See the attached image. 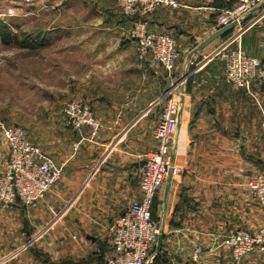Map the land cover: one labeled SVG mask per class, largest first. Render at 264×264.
I'll list each match as a JSON object with an SVG mask.
<instances>
[{
	"label": "crops",
	"instance_id": "crops-1",
	"mask_svg": "<svg viewBox=\"0 0 264 264\" xmlns=\"http://www.w3.org/2000/svg\"><path fill=\"white\" fill-rule=\"evenodd\" d=\"M236 1L184 2L188 26L181 27L207 29L203 41L217 9ZM263 16L264 4L246 17L250 22L237 40L262 60ZM180 33L174 80L182 93L172 146L180 172L169 174L156 190L151 212L161 242L145 264H188L194 253L202 264H264V253L257 251L231 262L229 250L218 245L221 234L264 222V208L245 186L248 176L264 172V89L252 85L250 94L224 79L220 60L203 63L202 55L233 31L200 49L191 46L188 31ZM127 61L124 86L108 99L98 95L93 100L97 132L83 128L81 146L59 158L61 177L35 205L16 200L0 212V264H106L113 222L140 198L136 170L143 154L155 147L151 130L173 80L163 69L154 74L148 61L135 56ZM32 236L36 240L24 246Z\"/></svg>",
	"mask_w": 264,
	"mask_h": 264
},
{
	"label": "rangeland",
	"instance_id": "rangeland-1",
	"mask_svg": "<svg viewBox=\"0 0 264 264\" xmlns=\"http://www.w3.org/2000/svg\"><path fill=\"white\" fill-rule=\"evenodd\" d=\"M174 1L148 10L143 0H0V28L5 35H0V124L23 129L30 143L62 167L59 158L81 146L79 135L88 127H74L65 113L66 106L85 102L95 116L93 100L98 95L108 99L118 91L116 87L124 86V72L130 67L127 59L135 56L147 61L138 56L139 23L146 32L170 35L179 53L180 32H189L191 46L202 42L207 29L196 32L181 27L182 23L188 26L189 14L181 8L189 0ZM224 8L213 15L211 33ZM164 16L169 20H163ZM245 21L247 18L238 38L246 28ZM232 29L235 32L237 28ZM212 50L201 58H208ZM5 153L0 130V161ZM258 174L264 172L253 175ZM259 205L264 208V204ZM252 253L256 251L238 259L230 254L231 262Z\"/></svg>",
	"mask_w": 264,
	"mask_h": 264
},
{
	"label": "built area",
	"instance_id": "built-area-1",
	"mask_svg": "<svg viewBox=\"0 0 264 264\" xmlns=\"http://www.w3.org/2000/svg\"><path fill=\"white\" fill-rule=\"evenodd\" d=\"M162 2L175 4L174 0H143L148 10ZM263 4L264 0H237L233 6L221 9L213 31L232 22L237 29L220 42L208 58L203 56L202 59L203 63L220 60L224 79L237 88H245L250 94L252 85L264 89V60L245 52L237 40L245 18ZM137 31L139 58L147 59L154 74L163 69L173 80L168 88L169 98L151 130L155 147L143 154V161L136 170L140 198L131 201L113 222L108 238L111 254L105 259L106 264H145L160 235L159 222L151 212L156 190L169 174L180 172L172 159L182 93L180 82L174 80L180 66V53L170 35L146 32L140 23ZM65 113L74 127L85 124L91 129V135L96 133L99 121L87 103H70ZM261 128L264 137V120ZM0 130L6 144V153L0 161V212L16 200L24 206L35 205L61 177L62 167L30 143L20 127L0 124ZM245 186L252 199L264 204V175L248 177ZM35 240V236L30 237L24 246ZM218 245L228 249L234 259L247 252L264 253V223L223 233L218 237ZM188 264H202L198 253L192 255Z\"/></svg>",
	"mask_w": 264,
	"mask_h": 264
},
{
	"label": "water",
	"instance_id": "water-1",
	"mask_svg": "<svg viewBox=\"0 0 264 264\" xmlns=\"http://www.w3.org/2000/svg\"><path fill=\"white\" fill-rule=\"evenodd\" d=\"M235 25V22L229 23L223 27L218 28L217 30H215L213 33H211L209 36H207L198 46L197 49L202 48L203 46H205L208 42H210L211 40H213L214 38L224 34L225 32L229 31L230 29H232ZM160 242H161V237H158L157 240V247L160 246Z\"/></svg>",
	"mask_w": 264,
	"mask_h": 264
},
{
	"label": "trees",
	"instance_id": "trees-1",
	"mask_svg": "<svg viewBox=\"0 0 264 264\" xmlns=\"http://www.w3.org/2000/svg\"><path fill=\"white\" fill-rule=\"evenodd\" d=\"M0 35L2 36V38L5 37L3 28H0Z\"/></svg>",
	"mask_w": 264,
	"mask_h": 264
}]
</instances>
